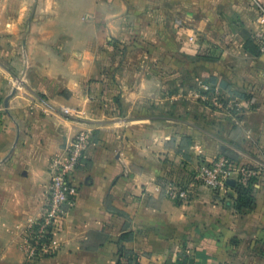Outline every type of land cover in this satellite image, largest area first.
Wrapping results in <instances>:
<instances>
[{
	"label": "crops",
	"instance_id": "crops-1",
	"mask_svg": "<svg viewBox=\"0 0 264 264\" xmlns=\"http://www.w3.org/2000/svg\"><path fill=\"white\" fill-rule=\"evenodd\" d=\"M254 1L27 0V92L14 72H2L17 66L0 63V264H117L121 247L139 264H264V174L242 213L225 199L236 196L231 186L201 188L185 202L165 196L167 182L190 181L216 146L204 128L163 127V103L173 99L163 91L178 77H163L172 62L139 55L162 53V37H177L158 22L209 27L212 3L251 25L260 15ZM114 40L129 54L115 77ZM82 130L94 142L73 178L78 191L56 235L58 252L29 262L19 233L40 218L53 165Z\"/></svg>",
	"mask_w": 264,
	"mask_h": 264
},
{
	"label": "rangeland",
	"instance_id": "rangeland-1",
	"mask_svg": "<svg viewBox=\"0 0 264 264\" xmlns=\"http://www.w3.org/2000/svg\"><path fill=\"white\" fill-rule=\"evenodd\" d=\"M210 10L209 27L201 20H194L193 24L191 21L158 22L159 29L163 24V29L165 27L174 31L177 37L173 38L169 34L162 37V44L167 45L162 53L139 55L146 61L155 59L163 64L172 62L171 70L163 67V77L168 74L178 77V81L171 79L163 91L173 98L163 103V127L168 124H188L204 128L209 133V144L217 147H211L214 159L226 157L232 162L234 160L241 165L258 168L262 176L264 25L255 19V14L251 15L250 25L239 16L224 11L223 5L211 3ZM27 11H31L27 0H0V63L17 66L11 67V70L2 69V72L7 74L12 71L16 74L13 80L21 92H27L22 76L24 55L21 51L22 37L28 30L26 18L30 12ZM18 16L22 17L21 21L17 20ZM114 41V60L118 67L110 72L114 71L115 77L129 54L122 52L121 42ZM144 43L153 44L149 39ZM129 57L137 58V54ZM3 104L9 109L10 98ZM91 137L94 142L93 134ZM206 150H209L208 147ZM251 159L259 161L260 165H254ZM27 230L28 227L23 228L18 236L21 250L27 261H39L28 256V251L34 246Z\"/></svg>",
	"mask_w": 264,
	"mask_h": 264
},
{
	"label": "built area",
	"instance_id": "built-area-1",
	"mask_svg": "<svg viewBox=\"0 0 264 264\" xmlns=\"http://www.w3.org/2000/svg\"><path fill=\"white\" fill-rule=\"evenodd\" d=\"M254 2L260 14L259 22L264 25V4L260 0ZM203 99L205 100V98ZM65 111L68 113L67 110ZM91 145L90 132L79 131L65 145L63 157L55 161L41 216L27 230L34 246V249L28 251L30 259L41 258L38 256L53 257L58 252L56 235L60 225L74 206L78 191L73 178L86 159ZM260 175L261 170L258 168L240 164L233 167L228 158L219 157L211 161L202 160L194 170L190 181L167 182L163 192L169 199L185 202L191 200L201 188L227 191L230 188L228 181L231 179L236 181V185L240 183L247 186Z\"/></svg>",
	"mask_w": 264,
	"mask_h": 264
},
{
	"label": "trees",
	"instance_id": "trees-1",
	"mask_svg": "<svg viewBox=\"0 0 264 264\" xmlns=\"http://www.w3.org/2000/svg\"><path fill=\"white\" fill-rule=\"evenodd\" d=\"M232 162V161H231ZM239 165L236 161L233 160L232 166ZM259 177L253 179L247 186L241 185L240 183L237 184L234 188L236 196H230L228 193L225 195V199L228 200L229 204H232L235 206L237 211L243 212L245 210L252 209V206L254 204V196L252 194L254 190V184L257 181ZM128 236L123 235L121 237V240L130 239L132 237L131 233L127 234ZM133 254L126 250L124 247H121L120 249V258L117 264H139L138 262H135L133 259ZM49 258V257H47ZM38 260H41L40 258Z\"/></svg>",
	"mask_w": 264,
	"mask_h": 264
},
{
	"label": "water",
	"instance_id": "water-1",
	"mask_svg": "<svg viewBox=\"0 0 264 264\" xmlns=\"http://www.w3.org/2000/svg\"><path fill=\"white\" fill-rule=\"evenodd\" d=\"M228 185H230L231 187H235L236 186V181L231 179L228 181Z\"/></svg>",
	"mask_w": 264,
	"mask_h": 264
}]
</instances>
